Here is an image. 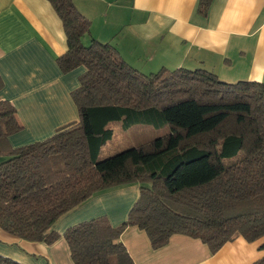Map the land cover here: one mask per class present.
<instances>
[{"label": "trees", "instance_id": "16d2710c", "mask_svg": "<svg viewBox=\"0 0 264 264\" xmlns=\"http://www.w3.org/2000/svg\"><path fill=\"white\" fill-rule=\"evenodd\" d=\"M47 1L66 38V52L56 59L60 71L85 69L71 93L78 121L12 148L8 138L21 126L14 106L0 99V228L51 245L60 238L53 227L62 216L94 195L138 184L124 223L113 227L99 217L66 229L73 264H134L119 241L128 227L143 231L152 249L183 235L211 254L238 236L263 238L264 85L222 82L203 69L140 73L109 43L83 44L91 24L73 0ZM211 2L198 0V13L206 15ZM112 122L170 132L97 162L112 139ZM0 264L20 263L0 256ZM253 264H264V257Z\"/></svg>", "mask_w": 264, "mask_h": 264}, {"label": "crops", "instance_id": "0c3cea01", "mask_svg": "<svg viewBox=\"0 0 264 264\" xmlns=\"http://www.w3.org/2000/svg\"><path fill=\"white\" fill-rule=\"evenodd\" d=\"M73 2L91 24L83 44L109 43L140 73L203 69L222 82L264 85V0H212L206 15L198 13V0ZM66 49L62 23L47 0H0V99L14 106L21 126L8 138L11 147L43 141L78 121L71 93L85 69L60 71L56 59ZM138 195V184L94 195L55 223L60 238L51 245L16 239L0 228V256L20 264H73L62 237L66 229L99 217L117 227ZM119 241L134 264H253L264 257V237L247 242L238 236L215 254L183 235L152 249L137 227L126 228Z\"/></svg>", "mask_w": 264, "mask_h": 264}, {"label": "rangeland", "instance_id": "374dc122", "mask_svg": "<svg viewBox=\"0 0 264 264\" xmlns=\"http://www.w3.org/2000/svg\"><path fill=\"white\" fill-rule=\"evenodd\" d=\"M107 128L113 131V136L102 148L97 157V162L111 158L125 150L144 146L157 138L168 135L170 132L167 126L154 128L145 124L135 125L124 130L121 122H112ZM241 157L242 155L239 154L236 158L226 160L224 163H232Z\"/></svg>", "mask_w": 264, "mask_h": 264}]
</instances>
